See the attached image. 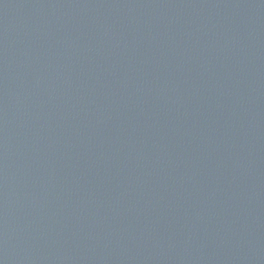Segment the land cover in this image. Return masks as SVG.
I'll return each instance as SVG.
<instances>
[{"label": "water", "instance_id": "obj_1", "mask_svg": "<svg viewBox=\"0 0 264 264\" xmlns=\"http://www.w3.org/2000/svg\"><path fill=\"white\" fill-rule=\"evenodd\" d=\"M0 264H264V0H0Z\"/></svg>", "mask_w": 264, "mask_h": 264}]
</instances>
